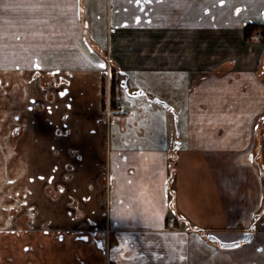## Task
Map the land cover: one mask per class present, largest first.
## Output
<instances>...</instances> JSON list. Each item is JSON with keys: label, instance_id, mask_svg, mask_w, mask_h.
Listing matches in <instances>:
<instances>
[{"label": "crops", "instance_id": "1", "mask_svg": "<svg viewBox=\"0 0 264 264\" xmlns=\"http://www.w3.org/2000/svg\"><path fill=\"white\" fill-rule=\"evenodd\" d=\"M248 24L264 0H0V169L52 184L57 167L66 199L107 201L60 234L0 229V264H264V37ZM112 67L137 104L178 116V143L160 120L132 139ZM40 73L55 91L37 95Z\"/></svg>", "mask_w": 264, "mask_h": 264}, {"label": "rangeland", "instance_id": "2", "mask_svg": "<svg viewBox=\"0 0 264 264\" xmlns=\"http://www.w3.org/2000/svg\"><path fill=\"white\" fill-rule=\"evenodd\" d=\"M109 71V70H108ZM38 74V73H37ZM41 79H39V87L38 94L40 96H44L55 91V86H53L52 79L44 77V74L40 73ZM120 76V75H119ZM40 78V77H39ZM54 79V78H53ZM49 81V84L48 82ZM54 81V80H53ZM42 83V85H41ZM119 92L122 95V100L125 101V104L128 108H130V113L128 116L129 122L131 123L132 117H135L132 122V132L131 136H134L133 140L139 139H148V135H158L159 120L162 121L166 125L168 138L170 137L172 140L178 143L177 139H179L180 134V123L178 120V116L173 112H166L169 115V118L166 119L164 115H162L159 111H161L160 103L161 100L154 98L152 95L148 96L155 103V109L153 110L147 109V107L142 104H137L136 98H133V87L128 86L129 94L124 88L122 89L123 83H119ZM109 88V87H108ZM44 93V94H43ZM144 98V97H143ZM110 102V98L108 99ZM147 101V100H145ZM110 105V104H109ZM37 109H45V103L42 101H37ZM110 112V106L108 108L107 114ZM175 143L171 145L172 149L175 147ZM25 146L23 144L21 147ZM24 150L18 151L17 160L24 159L22 153ZM85 156H88L87 153H84ZM37 159H44L43 152H37ZM77 154L68 153L67 158L69 163L75 162L78 159ZM54 158V156H53ZM23 162V161H22ZM28 167H19V168H5L4 170L0 169V177L3 178V182H0V229L2 228H17V224L20 221L29 223L32 226H37L35 228H39L37 233L46 234V233H56L60 234V232H55L54 230H59L60 228L67 226L69 222L72 224H76V220L78 219L77 214L79 212H83L86 219L83 217L86 225H92V221L88 217L89 214L96 215V217H105L106 216V207L107 201L101 198L100 199H66L70 197L69 194L61 195V187L60 183L57 184V180H59V169L57 167H51L49 169L52 170V175H55L57 178L53 180L52 184H47L44 181V172L47 170L45 168L37 167L35 168L36 175L34 177L33 183H27V181L17 182L16 174L20 173L23 175H28ZM76 169L68 168V175L73 174ZM110 173L107 171L106 179L107 183L110 178ZM112 174V173H111ZM77 175V174H76ZM112 179V177H111ZM60 181V180H59ZM64 181V178H62ZM80 185V184H79ZM111 185V184H110ZM83 188V185H80ZM106 192V190H105ZM98 194V193H97ZM83 195L81 197H87L90 195L89 193L79 194L78 196ZM94 195V194H93ZM68 218V219H66ZM31 220V222H30ZM69 220V221H68ZM90 223V224H89ZM25 225V224H23ZM50 228V229H49ZM53 228H55L53 230ZM1 231V230H0ZM63 234L66 232L63 230ZM111 233V232H109ZM112 236V235H110ZM1 251V250H0ZM50 263V260H49Z\"/></svg>", "mask_w": 264, "mask_h": 264}, {"label": "trees", "instance_id": "3", "mask_svg": "<svg viewBox=\"0 0 264 264\" xmlns=\"http://www.w3.org/2000/svg\"><path fill=\"white\" fill-rule=\"evenodd\" d=\"M245 34L247 38H252L253 36H255V34H259L260 36L264 37V25L261 24H248L245 26L244 28ZM264 42V40H263ZM118 86H119V80H118V76L115 73V68L112 67L111 69V92H110V98H111V106L112 108H116V106L118 105L117 102L119 101L118 98ZM262 125L260 126V128H262ZM175 161V159H173ZM174 161L171 162V176H174ZM193 229V227H191ZM194 230V229H193Z\"/></svg>", "mask_w": 264, "mask_h": 264}, {"label": "built area", "instance_id": "4", "mask_svg": "<svg viewBox=\"0 0 264 264\" xmlns=\"http://www.w3.org/2000/svg\"><path fill=\"white\" fill-rule=\"evenodd\" d=\"M118 108L123 114L129 113V109L126 107V104L123 102L119 104Z\"/></svg>", "mask_w": 264, "mask_h": 264}]
</instances>
